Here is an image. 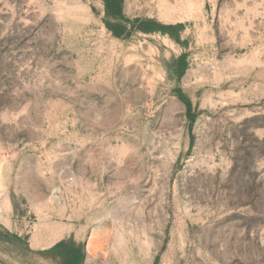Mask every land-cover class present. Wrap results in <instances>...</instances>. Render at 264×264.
<instances>
[{
	"label": "rangeland",
	"instance_id": "1",
	"mask_svg": "<svg viewBox=\"0 0 264 264\" xmlns=\"http://www.w3.org/2000/svg\"><path fill=\"white\" fill-rule=\"evenodd\" d=\"M143 3L131 18L167 24L202 1ZM102 9L0 0V233L28 241H0V264H56L33 252L61 217L47 200L81 209L83 264H264V47L229 57L196 21L186 46L117 38Z\"/></svg>",
	"mask_w": 264,
	"mask_h": 264
},
{
	"label": "crops",
	"instance_id": "2",
	"mask_svg": "<svg viewBox=\"0 0 264 264\" xmlns=\"http://www.w3.org/2000/svg\"><path fill=\"white\" fill-rule=\"evenodd\" d=\"M201 1L202 3L197 9L193 5L188 4L187 9H184L181 13L183 16H188L183 19H176L171 24H185L188 22V26L183 31V34L188 36L191 32L190 24L196 21L200 37H209V33L212 32L213 37L224 39L223 43H221L225 46L223 53L229 57L236 55L239 49L244 48L245 45L241 44L243 38L248 39L246 47H252L253 49L264 47V0ZM143 6H145L143 0H123L122 11L126 17L137 19L131 18L129 15L137 13L139 10L142 11ZM102 14L105 15L104 3ZM151 19H153V16L143 17L139 20L146 21ZM261 86L264 88V83ZM69 146L72 149L71 143ZM37 210L43 214H51V212L61 214V217L55 222L43 225V235L38 239L35 249H49L63 240L68 242L67 244H73L71 239H69L71 234L74 235L75 242H82L78 235V229L81 228V225H78L76 221H65V215H70L71 217L82 212L75 201L64 202L63 204L53 203V209H51V202L49 203L47 200L45 205H42ZM45 258L55 262L51 257Z\"/></svg>",
	"mask_w": 264,
	"mask_h": 264
},
{
	"label": "trees",
	"instance_id": "3",
	"mask_svg": "<svg viewBox=\"0 0 264 264\" xmlns=\"http://www.w3.org/2000/svg\"><path fill=\"white\" fill-rule=\"evenodd\" d=\"M105 8V24L107 28L113 33L117 38H127L131 35V28L129 25H133V28L144 32V33H162L163 35H168L175 40L178 44L186 46V40L181 38V34L185 30L186 25L184 23L176 24H166L161 23L157 20H139L130 19L123 14L122 5L123 0H102ZM171 71L174 72L176 78L180 80L185 74L189 67L188 53L185 51L177 56L172 61ZM175 93L178 98L186 106V115L190 122H194L196 115L195 109L191 99L186 96L180 88H176ZM192 125V124H191ZM193 137L191 136V142ZM6 241L13 244H28L27 238L20 236L18 234L4 232L0 233V241ZM69 239L73 244H67L68 242L60 241L56 243L49 249L44 250H33L34 253L43 257H51L54 259L56 264H83L85 253L83 249V243H77L74 241V235L71 234ZM159 257H155L152 264H158Z\"/></svg>",
	"mask_w": 264,
	"mask_h": 264
},
{
	"label": "flooded vegetation",
	"instance_id": "4",
	"mask_svg": "<svg viewBox=\"0 0 264 264\" xmlns=\"http://www.w3.org/2000/svg\"><path fill=\"white\" fill-rule=\"evenodd\" d=\"M168 35L170 36V33H168Z\"/></svg>",
	"mask_w": 264,
	"mask_h": 264
}]
</instances>
